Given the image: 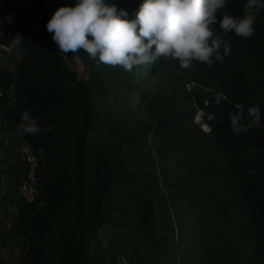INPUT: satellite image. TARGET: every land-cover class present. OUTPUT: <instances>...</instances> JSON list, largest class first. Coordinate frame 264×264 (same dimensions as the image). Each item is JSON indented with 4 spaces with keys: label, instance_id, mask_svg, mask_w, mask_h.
Here are the masks:
<instances>
[{
    "label": "trees",
    "instance_id": "obj_1",
    "mask_svg": "<svg viewBox=\"0 0 264 264\" xmlns=\"http://www.w3.org/2000/svg\"><path fill=\"white\" fill-rule=\"evenodd\" d=\"M68 2L0 0V20L8 13L13 17L11 23L0 24L4 37L0 39L9 46L17 33L24 39L17 71L0 66V107L9 105L12 98L18 131L39 152L41 164L36 198L40 205L30 209L31 205L21 203L19 212V226L26 232L24 264H108L97 245L103 225L113 226L115 236L125 237L127 231L138 235L149 251L148 264H179L174 258L179 253L173 247L175 238L170 245L161 243L168 254L164 259L155 236L157 207L167 210L168 198L156 169L144 171L140 191L129 188L136 176L128 166L125 150L135 144L147 146L148 137L166 141L178 153H198L201 157L199 163L192 159L190 164L184 162L180 182L197 245L192 253L195 264H246V243L264 256V136L255 148L250 125L244 114L239 115L238 105L239 96L248 90L249 66L258 68L264 80V9L256 18L251 37L219 33L231 41V48L222 60H214L212 68L193 62L191 69L212 79L224 96L214 111L211 129L201 131L199 143H195L190 135L193 108L163 111L159 106L163 91L156 89L152 94L143 89L172 59L161 58L126 72L118 66L98 65L82 49L75 56L69 52V58L59 53L45 25L52 13ZM105 2L123 7L131 18L133 6L138 7L140 0ZM243 4L244 0H229L222 11L241 15ZM216 28L220 30L218 24ZM123 74L129 77L123 80ZM119 81L125 90L140 94L136 107L130 103L121 114L113 106L112 92V85ZM177 90L178 86L174 88L176 98L185 100L184 89ZM116 96L122 99L123 92ZM171 99L168 97L167 106ZM25 109L51 130L43 135L22 134L19 121ZM230 114L240 118L238 133L231 130ZM235 145L241 151L232 171L236 180L223 189L216 179H227L224 175L230 170L219 168L216 157L219 151ZM148 152L151 158L152 151ZM18 170L17 165V176ZM223 194L229 198L226 203ZM231 224L234 230L227 235L224 232ZM172 228L169 222L167 232L177 239Z\"/></svg>",
    "mask_w": 264,
    "mask_h": 264
},
{
    "label": "clouds",
    "instance_id": "obj_2",
    "mask_svg": "<svg viewBox=\"0 0 264 264\" xmlns=\"http://www.w3.org/2000/svg\"><path fill=\"white\" fill-rule=\"evenodd\" d=\"M228 3L229 0H140L129 18V12L115 3L69 0L52 13L45 27L66 58L69 52L75 56L82 49L98 65L118 66L126 72L161 58L177 61L182 69H191L194 61L212 68L214 60L220 61L230 53L231 41L219 33L251 37L256 18L264 9V0H244L242 14L233 16L220 11ZM12 20L8 13L0 24ZM23 40L19 33L9 40L19 55L24 52ZM248 115L259 121L260 106L249 107ZM229 120L231 130L240 132L239 116L230 114ZM19 123L22 134L43 135L51 130V126L39 124L28 109L21 113Z\"/></svg>",
    "mask_w": 264,
    "mask_h": 264
},
{
    "label": "rangeland",
    "instance_id": "obj_3",
    "mask_svg": "<svg viewBox=\"0 0 264 264\" xmlns=\"http://www.w3.org/2000/svg\"><path fill=\"white\" fill-rule=\"evenodd\" d=\"M136 8L137 5L135 4L133 6V14ZM220 11L223 12L222 10ZM4 58L7 60H2ZM4 62L6 64H4ZM146 65L147 64L144 66ZM0 66L5 69H13L10 57L0 53ZM249 67L250 68L246 73L248 90L239 96L238 105L240 107V112L245 115L246 123L250 125L249 128H251V133L254 139V147L257 148L260 144L261 137L264 136V115L261 114L259 121H253L248 115V109L251 106L259 105L261 113H264V80L262 79L258 68L254 66ZM123 76L124 74L120 76L123 80L129 77ZM136 79L137 78H134L133 81H136ZM107 80L112 82L111 79L107 78ZM190 81L194 82L193 85L196 90L195 92H192V94L188 92L186 87V83ZM215 85V82L208 76L202 75L193 69H182L179 67L177 61L172 60L164 72L153 78L143 89L151 91L152 94L156 89L163 91L162 99L159 102V106L163 111L170 112L172 109L179 107L193 108V124L191 125L192 131L190 135L195 137V143H199L198 136L201 131H204L201 126L209 128V125H213L214 118L208 122L206 117L196 116L197 109L205 106V100H208V112L214 114L216 106L221 98L218 89L214 87ZM176 86H178L177 91L184 89L186 92L185 100L176 98L175 93H178L174 92ZM112 92H115V96H113V106L117 108L119 114L126 113V110L128 109L127 105L130 103L132 108L136 107L137 99L139 97L138 95L140 94H137V92L135 93L132 90H125V85L122 81L116 82V85H112ZM121 92H123V98L119 99L116 94L118 95ZM168 97H172L169 106H167ZM149 149L152 151L151 158L148 152ZM125 153L127 155L128 166L131 172L136 176V180L131 183L129 188L135 191H140L142 183L146 178L144 171H153L155 168L159 175L161 190L168 196L167 210H165L164 207H157L158 225L155 236L161 247L162 258L167 259L168 254L163 251L161 243L163 244L164 242L166 245H170L174 237L175 244L173 247L179 251L178 255H175L174 258L178 260L179 264H195L196 257L192 253L197 248V245L196 240L193 238L194 229H191L190 226L192 219L190 213L187 211L188 202L184 197V186L180 184V182L185 172V164H190L191 159L199 163L201 160L200 155L198 153L191 155L187 153H178L176 147L171 146L166 141L160 142L159 139H154L152 137H148L147 146L135 144L127 148ZM240 156L241 151L238 145L218 152L215 162L216 165L221 169L230 170L224 175L227 179H216V182L221 188L224 189L228 184H233L235 182L236 178L235 175L232 174V171L236 170L235 165ZM16 163V154L0 145L1 221L5 217L2 209L3 197H6L5 195H15L16 193L15 187L19 181V177L16 175V165H18ZM207 164H210V162ZM96 172L98 176L100 173L99 169H97ZM4 192L10 194L3 195ZM222 199L225 203L229 201V198L224 194ZM39 205L40 201L36 200L35 203L31 204L30 209H36ZM183 220L184 222L182 223ZM169 222H171V225H174L172 233H177V239L176 236H172L167 232ZM108 228L111 229V227H106L104 230L106 231ZM233 230L234 224H231L224 233L229 235ZM101 233L103 239L101 240L100 238L101 241L98 242L97 245L100 254L104 255L102 258L106 263L113 261V264H148L146 259L149 257V251L138 235L132 234L133 232L130 231H127L125 237L115 236L114 232H112V234H109V232L105 234V232L101 231ZM105 235H111L112 237L109 239L104 238ZM235 236H239V234L236 233ZM107 244L108 246H106ZM245 245L244 262L246 264H264V256L258 254V252L247 243ZM106 247H108V250L105 249ZM182 256L187 258L186 261L181 259Z\"/></svg>",
    "mask_w": 264,
    "mask_h": 264
},
{
    "label": "crops",
    "instance_id": "obj_4",
    "mask_svg": "<svg viewBox=\"0 0 264 264\" xmlns=\"http://www.w3.org/2000/svg\"><path fill=\"white\" fill-rule=\"evenodd\" d=\"M0 38H4L3 34L1 32L0 28ZM2 60H7L6 58ZM2 63V62H1ZM4 64H6L4 62ZM13 65V64H12ZM13 72H16L13 65ZM11 97V96H10ZM15 135H18V125L16 123V120L13 115V100L10 99L9 105L3 107L0 110V145L3 147H6V144H4V138L6 137H13ZM13 145H11V148L13 150ZM15 153V152H14ZM16 154V153H15ZM17 156V163L18 164V155ZM17 166V165H16ZM4 194H10V193H3ZM6 197H3L2 201V209L5 214L4 219L1 221L0 217V264H24V247H25V239H26V232H24L20 226V217L19 212L22 208V204L18 201L15 195H5ZM13 212V214H12ZM7 216V217H6ZM13 218V219H12ZM111 227V229H107L106 231L104 228ZM102 232H109V234L116 235L117 231L114 230L113 226L111 225H103L99 229V238L101 240L103 239L101 235ZM107 236V237H106ZM111 235H105L104 238H110ZM100 240V241H101ZM108 246V244L106 245ZM105 249L108 250V247ZM104 256V255H102ZM113 261H109L108 264H113Z\"/></svg>",
    "mask_w": 264,
    "mask_h": 264
},
{
    "label": "built area",
    "instance_id": "obj_5",
    "mask_svg": "<svg viewBox=\"0 0 264 264\" xmlns=\"http://www.w3.org/2000/svg\"><path fill=\"white\" fill-rule=\"evenodd\" d=\"M0 53L9 56L15 67L18 66L20 55L16 53L9 45L3 43L1 39H0ZM193 83L194 82L192 81L186 83L187 90L191 94L192 92L196 91L194 89ZM222 98H224L223 95H221L220 99ZM208 106H209V102L208 100H205V106L197 109L196 116H204L206 117V119H208L209 122L211 119H213L214 114L213 113L210 114L208 112ZM209 126H210L209 128H204L203 126L201 127L204 131H209L211 125ZM4 144H6L7 148H10L11 145H14V150L18 155L19 184L16 189V197L20 203L31 205L35 203L38 194L37 173L41 167L39 152L31 144L25 141L20 134L10 138L8 137L4 138Z\"/></svg>",
    "mask_w": 264,
    "mask_h": 264
}]
</instances>
